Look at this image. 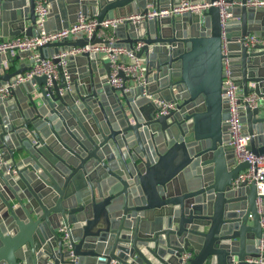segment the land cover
I'll return each mask as SVG.
<instances>
[{"label": "water", "instance_id": "1", "mask_svg": "<svg viewBox=\"0 0 264 264\" xmlns=\"http://www.w3.org/2000/svg\"><path fill=\"white\" fill-rule=\"evenodd\" d=\"M178 1L45 0L51 10L45 29L68 28L80 14L101 23ZM242 2L230 8L224 37L217 6L202 16L115 28L116 46L143 43L137 56L145 84L127 92L126 84H107L110 63L85 53L71 57L66 72L59 66L51 87L46 76L34 77L0 98V151L8 163L0 171V264H75L73 257L77 264H180L187 251L194 255L189 264L264 258V196L254 182L233 188L250 165H236L228 148L223 97L228 59L244 95L258 96L257 108H241L240 121L249 150L264 156V10ZM35 8L36 0H0V41L39 36ZM251 35L263 43L247 45ZM82 36L39 51L49 58V51L54 57L83 47ZM7 59L0 55V87L34 64L29 59L10 72ZM158 99L180 104L157 117ZM63 226L68 240L58 233Z\"/></svg>", "mask_w": 264, "mask_h": 264}, {"label": "built area", "instance_id": "2", "mask_svg": "<svg viewBox=\"0 0 264 264\" xmlns=\"http://www.w3.org/2000/svg\"><path fill=\"white\" fill-rule=\"evenodd\" d=\"M242 0H236L232 4L228 0H217L211 2L210 0H201L194 2L193 0H179L174 6L169 5L168 8L160 9L156 5H149L147 13H139L130 17L114 19H105L99 23L96 17L79 15L77 22L70 25L68 28L61 29L54 32H48L45 29V23L51 13L50 8L45 3V0H36V26L40 32L39 36H19L13 39H5L0 41V55L9 56L3 62V68L7 71L10 70L13 60L19 52L30 51V58L34 64L32 69L26 72L18 79L11 81L7 86L0 87V98H6L10 95L11 91L16 89L17 86L23 85L31 81L34 77H47L48 87L52 86V81L60 77L59 66L66 72L71 57L81 56L85 53L98 54L106 62L111 65V74L107 84L114 88H122L124 84L126 87L125 92L129 91L132 87L145 84V63L137 56V53L143 47V43H137L130 49L124 46H116L119 39L114 34V29L123 24L125 21H130L133 24H138L149 20H159L168 17H178L184 13L200 14L201 16L207 12L211 7L217 6L220 9L221 26L223 30V37L229 19L233 14L229 11L233 6H242ZM247 7L255 8L256 10H264V0H246ZM82 34L83 39L87 43L83 47L73 46L67 50L61 51L54 57L44 58L39 51L40 48L47 46L50 43H59L66 40H76V36ZM102 40V43L93 44L91 40L93 37ZM263 43V40L255 35L247 38V45H255ZM55 59H59L56 63ZM122 72L128 81H124L119 77ZM224 74L223 81V97L229 103L230 118L227 121L228 131L230 133V141L228 148L234 154L236 165L241 163H248L250 167L242 171L238 178L233 182V188L237 189L242 183L248 184L255 183L258 195L264 196V156L256 155L249 150V143L251 137L243 134L244 125L240 121L241 108L247 103L252 109L258 107V96L252 92L245 96L243 89L233 79L232 72L229 66V60H224ZM255 87L254 84L251 85ZM158 106L157 117L162 115H169L171 112L176 111L179 102H169L163 99L155 101ZM8 163L4 160V153L0 151V171L3 166ZM10 172V169L9 171ZM261 212V211H260ZM261 226L264 229V219L261 220ZM64 240H68V227L63 226L58 230ZM262 251L264 250L261 247ZM192 252H184L180 257V264H189L193 258ZM72 262L77 264V259L72 258ZM256 264H264V258L255 261ZM47 264H55L49 261ZM111 264H120L117 260H113ZM230 264H238L237 261L232 260Z\"/></svg>", "mask_w": 264, "mask_h": 264}, {"label": "crops", "instance_id": "3", "mask_svg": "<svg viewBox=\"0 0 264 264\" xmlns=\"http://www.w3.org/2000/svg\"><path fill=\"white\" fill-rule=\"evenodd\" d=\"M55 25H57V23ZM48 56L51 57V51L48 52ZM28 62H29V58L28 59L23 58V57L15 58L14 62H12V66H14V69H13V71H10V72H14L16 70H19L23 65L27 64ZM99 68L100 69L102 68L101 64L99 65ZM35 89H37V86H35ZM28 90H29L28 87L23 88L24 93H27Z\"/></svg>", "mask_w": 264, "mask_h": 264}, {"label": "trees", "instance_id": "4", "mask_svg": "<svg viewBox=\"0 0 264 264\" xmlns=\"http://www.w3.org/2000/svg\"><path fill=\"white\" fill-rule=\"evenodd\" d=\"M14 62V61H13ZM13 69H14V66H11V68H10V70L9 71H13Z\"/></svg>", "mask_w": 264, "mask_h": 264}]
</instances>
